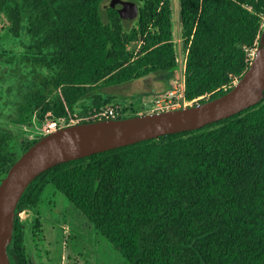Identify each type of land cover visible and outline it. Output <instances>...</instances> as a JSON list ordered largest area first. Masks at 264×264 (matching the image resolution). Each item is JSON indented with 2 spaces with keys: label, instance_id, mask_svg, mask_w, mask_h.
Returning <instances> with one entry per match:
<instances>
[{
  "label": "trees",
  "instance_id": "16d2710c",
  "mask_svg": "<svg viewBox=\"0 0 264 264\" xmlns=\"http://www.w3.org/2000/svg\"><path fill=\"white\" fill-rule=\"evenodd\" d=\"M135 1L138 15L124 20L105 0H0V60L20 73L0 121V181L52 122L107 118L109 106L114 118L136 115L103 88L151 73L167 74L169 88L180 54L185 99L222 94L249 67L264 29V0H178L179 24L173 0ZM6 36L20 49L6 48ZM49 184L130 264H264V99L42 171L17 205L14 264H30L18 211L35 208Z\"/></svg>",
  "mask_w": 264,
  "mask_h": 264
},
{
  "label": "water",
  "instance_id": "95a60500",
  "mask_svg": "<svg viewBox=\"0 0 264 264\" xmlns=\"http://www.w3.org/2000/svg\"><path fill=\"white\" fill-rule=\"evenodd\" d=\"M114 6L124 20L138 15L135 0ZM264 99V29L247 70L225 92L191 105L120 118L74 122L57 127L32 143L0 181V264H12L8 245L17 205L28 184L47 168L95 152L163 134L199 128Z\"/></svg>",
  "mask_w": 264,
  "mask_h": 264
},
{
  "label": "rangeland",
  "instance_id": "374dc122",
  "mask_svg": "<svg viewBox=\"0 0 264 264\" xmlns=\"http://www.w3.org/2000/svg\"><path fill=\"white\" fill-rule=\"evenodd\" d=\"M119 1L105 0L103 7L117 4ZM173 5L179 24L178 0H173ZM180 36L177 25V38L181 46ZM3 41L6 48L20 49L10 36H6ZM181 67L182 64L174 73L175 78L173 75V80L176 81L171 80L169 88L167 74L151 73L121 85L105 87L103 91L114 94L117 100L123 101L126 107L125 115L156 111L155 102L166 91L171 90L175 84L179 92L183 90L184 75ZM18 74L20 75L17 64L0 60V92L3 99L0 103V121H4L11 112L10 104L17 97L15 84ZM191 104L193 101H189L187 105ZM53 129L55 128L52 124L44 127V131ZM18 214L23 222L26 252L31 264H130L113 243L93 226L88 217L51 184L47 185L35 208H22ZM35 217L39 219L41 230L37 234L33 231Z\"/></svg>",
  "mask_w": 264,
  "mask_h": 264
},
{
  "label": "built area",
  "instance_id": "2783aa9c",
  "mask_svg": "<svg viewBox=\"0 0 264 264\" xmlns=\"http://www.w3.org/2000/svg\"><path fill=\"white\" fill-rule=\"evenodd\" d=\"M254 52H255V48H253L251 53H250L252 55V57L254 55ZM181 58H182V61H180V62H182V63H180V64H182L181 69H182L183 75H184L185 63H186V54L185 55L180 54V59ZM236 81L237 80H235L234 83ZM176 86H177V84H175V86L171 90L166 91L165 94L161 98L156 100L155 110H169L172 108H178V107L185 106L188 104L189 101L184 98L183 90L181 92H179L178 89L176 88ZM182 86H183V84H182ZM181 98H182V100H181ZM103 114L107 118H114L116 115L120 114V112L118 110H116L114 107L109 106L103 110ZM51 124L54 125V122L50 123L49 125H51Z\"/></svg>",
  "mask_w": 264,
  "mask_h": 264
},
{
  "label": "flooded vegetation",
  "instance_id": "af4514ba",
  "mask_svg": "<svg viewBox=\"0 0 264 264\" xmlns=\"http://www.w3.org/2000/svg\"><path fill=\"white\" fill-rule=\"evenodd\" d=\"M18 213H19V211H18ZM19 215V214H18ZM20 217V216H19ZM21 220V219H20ZM22 221V220H21ZM35 230H37V232L36 231H34V229H33V231H34V234H37V233H39L41 230H40V224H39V228H35ZM23 232H24V230H23ZM25 235L26 234H24V237H23V241H24V246H25V250H26V244H25V241L26 240H24L25 239ZM13 250H9V256H10V260H11V262H12V264H14L13 263V252H12ZM26 254H27V252H26ZM30 259H28V261H29ZM29 263L31 264V261H29Z\"/></svg>",
  "mask_w": 264,
  "mask_h": 264
},
{
  "label": "crops",
  "instance_id": "0c3cea01",
  "mask_svg": "<svg viewBox=\"0 0 264 264\" xmlns=\"http://www.w3.org/2000/svg\"><path fill=\"white\" fill-rule=\"evenodd\" d=\"M174 75V74H173ZM173 75L171 76V80L174 82L173 80ZM176 75V74H175ZM175 75H174V78H175ZM171 80L169 81L170 85H171Z\"/></svg>",
  "mask_w": 264,
  "mask_h": 264
}]
</instances>
